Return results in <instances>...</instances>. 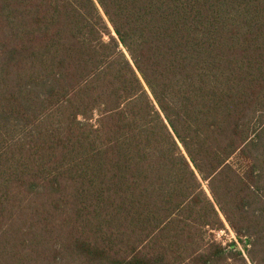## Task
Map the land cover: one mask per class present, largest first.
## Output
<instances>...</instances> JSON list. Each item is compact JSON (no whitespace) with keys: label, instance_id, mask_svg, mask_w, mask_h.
Masks as SVG:
<instances>
[{"label":"trees","instance_id":"16d2710c","mask_svg":"<svg viewBox=\"0 0 264 264\" xmlns=\"http://www.w3.org/2000/svg\"><path fill=\"white\" fill-rule=\"evenodd\" d=\"M0 264H264V0H0Z\"/></svg>","mask_w":264,"mask_h":264},{"label":"rangeland","instance_id":"374dc122","mask_svg":"<svg viewBox=\"0 0 264 264\" xmlns=\"http://www.w3.org/2000/svg\"><path fill=\"white\" fill-rule=\"evenodd\" d=\"M225 225H226L225 229L219 230V231H215L214 232V237H213L218 242H221V243H224V244L228 243L229 241H231L233 239L236 240V235L233 232V230L231 229V227L227 223H225ZM209 237H211V236H209Z\"/></svg>","mask_w":264,"mask_h":264}]
</instances>
